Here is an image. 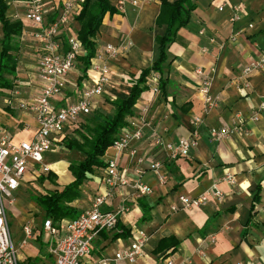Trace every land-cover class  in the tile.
<instances>
[{
    "label": "crops",
    "instance_id": "obj_1",
    "mask_svg": "<svg viewBox=\"0 0 264 264\" xmlns=\"http://www.w3.org/2000/svg\"><path fill=\"white\" fill-rule=\"evenodd\" d=\"M42 1L45 19L52 22L61 0ZM133 1H137V5H133ZM111 2L118 14H107L103 18L95 37L96 53L106 43L118 46L130 42L131 46L111 63V82L105 93L93 100L90 115L102 117L112 115L111 102L125 99L141 70L149 68L156 60L155 39L165 31L164 25H156L160 1ZM120 3H123L122 9L118 8ZM193 3L195 8L188 24L177 32L168 48L172 60L164 76V91L155 93L150 85L133 108V117H137L142 106H148L150 124L144 128L143 139L132 144L134 155L130 154V149L116 157L110 147L104 156L105 160L116 157L118 171L128 179V185L113 190L103 210L125 211L119 215L114 230L100 232L92 240L91 254L82 264L102 258L110 259L109 264H130L115 261L114 255L129 249L132 234L138 229L144 230L149 240L141 256L132 264H167V261L175 264H264V111L257 113L264 100V69L248 76V88L237 80L245 66L264 55V0H193ZM223 3L242 6L239 21L229 23L228 7L218 11ZM7 7L6 16L23 25L20 36L14 40L17 50L11 53L16 57L14 77L9 78L13 82L11 90L18 91L19 101L28 102L41 94L38 75L41 46L29 36L32 29L23 19L22 6ZM74 32L75 23L63 35ZM232 36L234 41H230ZM2 39L0 26V51ZM203 49L206 51L202 52ZM211 67L215 68L212 93L220 97V102L217 108L204 113L194 72L197 68ZM89 83L88 70L83 75L80 63L76 62L65 79L63 93L53 101V106L60 108L74 103ZM11 90L3 91L0 96V130L7 132L15 143L30 142L36 129L32 115L26 111L5 110L4 100ZM256 114L257 120H252ZM85 118L65 128L50 149L57 152L62 146L60 142L70 133L73 135ZM197 118L201 122H195ZM221 128H228L231 133L220 140L212 139L210 131ZM152 132L172 144L196 133L199 143L186 157L171 161L164 150L154 145ZM71 154L69 152V156ZM137 158L143 159L142 165L137 164ZM154 162H160L167 173L165 185H160L150 170ZM46 164L56 175L54 183L45 181L40 185L44 189L42 194L27 197L22 192L32 190L33 182L42 176L30 172L32 180L21 183L14 194L13 206L6 211L7 220L9 214L18 219L21 231L22 226L31 221L35 227L33 239L37 240L42 234L44 243L43 213L31 197L61 191L73 180L67 169L69 163L66 166L61 161ZM227 174L234 178V184L222 181ZM139 181L151 189V194L137 199L134 184ZM213 187L221 190L222 200H209L205 206L189 211H171V206L178 204V195L196 197ZM107 191L110 190L102 178H93L82 190L83 197L73 204L84 211L95 196ZM256 193L258 201L252 210ZM163 239L168 242L167 247L161 249L159 243ZM175 242L177 245L171 247ZM26 247L30 251L25 248V259L19 253L21 263L23 259L37 262V255L32 257L31 253L38 252L39 248L29 244ZM46 252L50 257L47 248ZM52 262L50 257L48 263L43 260L39 264Z\"/></svg>",
    "mask_w": 264,
    "mask_h": 264
},
{
    "label": "built area",
    "instance_id": "obj_2",
    "mask_svg": "<svg viewBox=\"0 0 264 264\" xmlns=\"http://www.w3.org/2000/svg\"><path fill=\"white\" fill-rule=\"evenodd\" d=\"M4 1L7 6L15 4L22 6L23 19L32 29L29 36L41 46L38 63V75L42 83L40 96L28 102H22L17 98L18 91L11 90L4 100V106L10 111H26L32 115L36 125L33 139L30 142L15 143L7 132L0 130V264H21L19 250L26 247L33 239L35 227L31 221L22 226L23 238L19 243L20 248L16 247L7 220V208L13 206L14 194L28 172L44 175L51 171L50 166L44 162L45 153L49 151L52 142L63 134L65 128L90 115L93 100L102 96L111 82V63L124 53L131 43L126 42L118 46L106 43L103 49L90 60L88 69L90 83L86 85L79 99L72 104L55 108L53 101L63 93L66 77L75 67L77 58L84 55V49L75 32L68 36H64L63 33L75 23L85 0H61L57 9L58 13L52 22H47L45 19L46 12L42 0ZM132 4L137 5V1H133ZM122 5L123 3L118 4V8L122 9ZM225 7H228L230 12L229 23L233 24L240 20L241 5L223 3L218 7V11H222ZM234 40L235 37L232 36L230 41ZM205 51L202 50V52ZM263 69L264 55L242 69L237 79L239 84L248 88V76ZM194 73L198 78V95L203 103V112L217 108L220 97L212 93L215 68H197ZM158 81L159 75L154 73L151 78V87L155 93L159 92ZM262 111H264V100L259 104L257 113ZM148 114L149 107L142 106L137 117L128 119L127 126L120 131L118 139L111 146L116 157L130 149V154L134 155L132 144L140 142L143 139L144 128L150 126L147 121ZM252 120H257V114ZM195 122L199 123L201 119L197 118ZM230 133L228 128H221L211 130L209 134L212 139L220 140ZM152 135L155 136L154 145L164 150L168 160L171 161L186 157L199 143L196 133L190 138H182L173 144L166 142L155 132H152ZM116 157L106 159V166L102 171L104 173L102 182L110 191L104 195L95 196L90 207L74 220H62L58 225H54L50 220H44L42 223V233L48 253L53 260L52 264H82L91 254L92 240L100 232L112 231L116 228L119 215L125 210H103L107 199L112 196V191L128 185V179L118 171ZM136 162L142 165L144 161L142 158H137ZM150 170L160 185L166 184L168 176L160 162H154ZM222 181L229 184L235 183L230 174L225 175ZM134 188L137 199L151 194V189L141 181L134 184ZM222 199L221 190L213 187L196 197L178 195V204L171 206L170 209L172 212L189 211L205 206L209 200ZM148 240L149 235L144 230H135L129 249L116 253L114 260L134 263L141 256ZM110 261L108 258H102L90 264H109ZM167 264L175 263L167 261Z\"/></svg>",
    "mask_w": 264,
    "mask_h": 264
},
{
    "label": "trees",
    "instance_id": "obj_3",
    "mask_svg": "<svg viewBox=\"0 0 264 264\" xmlns=\"http://www.w3.org/2000/svg\"><path fill=\"white\" fill-rule=\"evenodd\" d=\"M160 2L156 25H164L165 31L162 36L155 39L158 46L156 60L149 68L141 70L125 99L111 102L113 113L110 117L89 115L85 118L84 124L74 130L73 135L66 136L60 142L68 152L75 154L70 155L71 160L67 167L73 180L61 191H51L31 197L42 211L44 220H50L54 225H58L62 220L76 219L83 212L73 203L83 197L82 190L93 178H102V171L106 166L104 156L118 139L120 131L127 126L128 119L133 117V108L141 94L151 85L154 73L159 75L158 90L164 91L166 85L164 76L172 60L168 48L175 41L177 32L188 24L195 5L193 0H177L174 3L160 0ZM7 9L5 1L0 0V26L3 33L0 51V96L3 91L13 88V82L9 78L14 77L16 57L11 53L17 50L14 40L20 36L23 26L22 22L11 20L6 16ZM107 14H118V9L111 0H85L75 19V34L84 49V55L77 58L83 75L86 74L90 60L96 54L95 37ZM5 110L10 111L6 107ZM55 180L56 175L50 171L40 176L37 181L40 184L45 181L53 184ZM253 201L252 210L258 201V193L255 194ZM41 237L42 234H39L38 238ZM167 242L166 239L161 240L160 248L167 247ZM176 245L175 242L171 247Z\"/></svg>",
    "mask_w": 264,
    "mask_h": 264
},
{
    "label": "rangeland",
    "instance_id": "obj_4",
    "mask_svg": "<svg viewBox=\"0 0 264 264\" xmlns=\"http://www.w3.org/2000/svg\"><path fill=\"white\" fill-rule=\"evenodd\" d=\"M1 106L3 107L2 104H1ZM70 134L72 135V133H70ZM50 148H52V147H50ZM57 152L59 153V155L57 154ZM57 152L53 149H50L44 155V157H45L44 162L45 163H51V162L55 163V162L61 161L63 166H66L65 164L69 163L71 160V159H69L70 158L69 152L63 146H61V148H59L57 150ZM30 175H31L30 172H28L25 175L24 180L25 181H31L32 175L31 176ZM40 185L41 184H39L37 181L33 182V186H32L33 189L32 190L27 189V190H25V192H22L23 189H21L20 192L25 193V195L27 197L28 196L30 197V195H32V194H34V195L35 194H42L44 189ZM8 223H9L10 232H11L13 242L16 245V247H19V243L23 238L20 222L18 221V219L14 218L11 214H9L8 215ZM31 245L39 248L38 252L31 253L32 257L37 255V257H38V260H36L37 262H35L34 260H31V261L24 260L25 259V253H26L25 248L27 249V251H30V249L28 247H24V248L19 247L20 248L19 253L22 254L24 257L23 262L21 264H39L40 261H43V260H45V263H48V261H50V257L48 256V254L46 252L47 245L43 242V238H38L37 240L32 239L29 242V246H31Z\"/></svg>",
    "mask_w": 264,
    "mask_h": 264
}]
</instances>
